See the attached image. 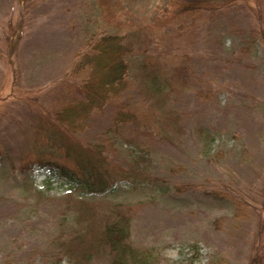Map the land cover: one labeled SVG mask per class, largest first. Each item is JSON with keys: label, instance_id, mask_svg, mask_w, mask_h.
Segmentation results:
<instances>
[{"label": "rangeland", "instance_id": "obj_1", "mask_svg": "<svg viewBox=\"0 0 264 264\" xmlns=\"http://www.w3.org/2000/svg\"><path fill=\"white\" fill-rule=\"evenodd\" d=\"M112 33L132 49L134 118L105 109L74 138L105 144L117 182L48 188L73 164L37 140ZM116 206L158 264H264V0H0V264H77Z\"/></svg>", "mask_w": 264, "mask_h": 264}, {"label": "trees", "instance_id": "obj_2", "mask_svg": "<svg viewBox=\"0 0 264 264\" xmlns=\"http://www.w3.org/2000/svg\"><path fill=\"white\" fill-rule=\"evenodd\" d=\"M77 58L72 69L74 95L67 94L69 98L58 107L48 130L37 140L73 165L55 163L47 170L45 184L50 188L60 182L84 195L103 194L113 191L117 182L115 169L109 168V157L104 154L105 144L96 152L98 145L82 144L74 133L82 131L96 113L105 109L110 110L113 125L134 118L122 103L130 88L132 49L124 36L112 33L96 37ZM129 214L122 206H116L110 219L100 223L101 234L93 250L108 258L110 264H158L152 250L131 245ZM96 252L81 254L77 264H90Z\"/></svg>", "mask_w": 264, "mask_h": 264}]
</instances>
